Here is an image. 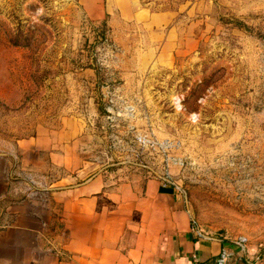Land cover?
Instances as JSON below:
<instances>
[{
  "label": "rangeland",
  "instance_id": "1",
  "mask_svg": "<svg viewBox=\"0 0 264 264\" xmlns=\"http://www.w3.org/2000/svg\"><path fill=\"white\" fill-rule=\"evenodd\" d=\"M82 169L169 177L264 264V0H0V264H58Z\"/></svg>",
  "mask_w": 264,
  "mask_h": 264
},
{
  "label": "crops",
  "instance_id": "2",
  "mask_svg": "<svg viewBox=\"0 0 264 264\" xmlns=\"http://www.w3.org/2000/svg\"><path fill=\"white\" fill-rule=\"evenodd\" d=\"M52 185L68 232L58 264H216L222 248L238 249L197 235L182 194L164 178L114 182L82 169Z\"/></svg>",
  "mask_w": 264,
  "mask_h": 264
},
{
  "label": "built area",
  "instance_id": "3",
  "mask_svg": "<svg viewBox=\"0 0 264 264\" xmlns=\"http://www.w3.org/2000/svg\"><path fill=\"white\" fill-rule=\"evenodd\" d=\"M165 183H173L170 178L165 177L164 178ZM193 227L195 228V231L197 233V235H199L200 237H206V233L204 232V230L202 228H200L198 225H195V221L193 220ZM235 243V245L238 246L237 250H232L229 249L228 247H224L222 248L220 251V256L217 259L216 264H256L257 260H254L253 256H250L248 253V249H247V239L240 237L236 240L233 241ZM238 251H241L242 254H245L247 257L245 260L242 259V257H240L238 255Z\"/></svg>",
  "mask_w": 264,
  "mask_h": 264
}]
</instances>
